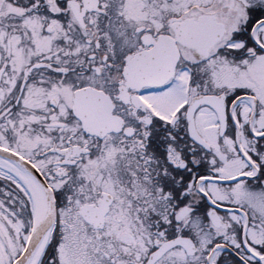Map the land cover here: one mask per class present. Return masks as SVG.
<instances>
[{"label":"snow or ice","instance_id":"1","mask_svg":"<svg viewBox=\"0 0 264 264\" xmlns=\"http://www.w3.org/2000/svg\"><path fill=\"white\" fill-rule=\"evenodd\" d=\"M0 264H264V0H0Z\"/></svg>","mask_w":264,"mask_h":264}]
</instances>
